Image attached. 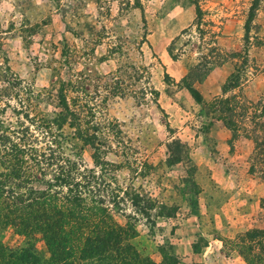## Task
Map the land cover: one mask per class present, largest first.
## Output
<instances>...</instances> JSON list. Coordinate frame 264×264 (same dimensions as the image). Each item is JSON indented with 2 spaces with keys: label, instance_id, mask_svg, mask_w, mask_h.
<instances>
[{
  "label": "rangeland",
  "instance_id": "obj_1",
  "mask_svg": "<svg viewBox=\"0 0 264 264\" xmlns=\"http://www.w3.org/2000/svg\"><path fill=\"white\" fill-rule=\"evenodd\" d=\"M190 1L201 9L199 25ZM251 2L0 0V172L12 145L32 155L36 189L44 187L33 180L49 179L64 159L94 171L82 182L85 202L99 198L154 264H166L163 256L174 264H264V181L248 171L252 143L238 136L229 147V131L209 122L178 84L217 48L225 62L193 82L202 101L221 97L244 54L243 81L225 96L264 97V0L245 33ZM170 43L176 59L166 52ZM60 96L71 112L62 122ZM78 128L95 137L98 152ZM175 139L189 163L169 161ZM26 242L47 256L34 228L21 236L0 225L4 249Z\"/></svg>",
  "mask_w": 264,
  "mask_h": 264
},
{
  "label": "trees",
  "instance_id": "obj_2",
  "mask_svg": "<svg viewBox=\"0 0 264 264\" xmlns=\"http://www.w3.org/2000/svg\"><path fill=\"white\" fill-rule=\"evenodd\" d=\"M190 3L194 8V21L199 25L201 9L196 2ZM258 3L259 0H252L248 8L243 27L245 33L250 29ZM166 52L176 59L171 52V43L166 47ZM223 55L217 48H212L208 57L201 55L194 65L187 67L186 74L178 84L187 91L209 122H218L229 131V147L238 136L251 141L248 171L264 181V97L251 102L240 95L225 96L243 81L247 67L245 54L242 60L233 64V71L220 89L221 97H214L211 102L205 103L193 86L194 81H202L210 70L225 62ZM59 101L61 111L58 120L62 122L71 112L63 96H60ZM84 132L78 128V138L98 152V147L90 141L95 137ZM1 146L4 148L2 141ZM168 151L171 164L184 159L190 162L187 148L179 140H172ZM26 152L15 145L5 147L3 151L6 168L0 172V225L12 227L21 236L28 235L34 228L46 248L47 256L41 258L28 242L15 251L0 246V264H154L150 259L140 256L129 243L134 234L133 229L128 225L117 224L107 209L100 206L99 198L90 197L88 203L85 202L82 182L86 179V173L93 179L94 171H84V168L81 171L79 163L64 159L49 179L44 181L38 177L33 180L44 187L43 190L36 189L30 184L33 170L27 162L32 155ZM54 159L50 157L49 160L52 162ZM92 159L97 162L95 155H92ZM102 164L110 165L106 161ZM77 175L79 180L75 179ZM89 182L87 180L85 185L91 187ZM92 188L95 191V187ZM85 192L88 194L92 190L87 188ZM111 202L116 203L114 198ZM261 202L264 206V197ZM192 250L195 252L197 245H193ZM163 257L166 264H174L171 257Z\"/></svg>",
  "mask_w": 264,
  "mask_h": 264
},
{
  "label": "crops",
  "instance_id": "obj_3",
  "mask_svg": "<svg viewBox=\"0 0 264 264\" xmlns=\"http://www.w3.org/2000/svg\"><path fill=\"white\" fill-rule=\"evenodd\" d=\"M228 204V203H227ZM241 205H238V209L240 208ZM236 208V207H235Z\"/></svg>",
  "mask_w": 264,
  "mask_h": 264
}]
</instances>
